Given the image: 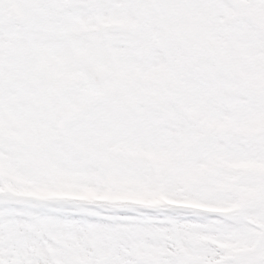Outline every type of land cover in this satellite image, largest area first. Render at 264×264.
Listing matches in <instances>:
<instances>
[{"label":"snow or ice","instance_id":"6c2138e0","mask_svg":"<svg viewBox=\"0 0 264 264\" xmlns=\"http://www.w3.org/2000/svg\"><path fill=\"white\" fill-rule=\"evenodd\" d=\"M0 264H264V0H0Z\"/></svg>","mask_w":264,"mask_h":264}]
</instances>
